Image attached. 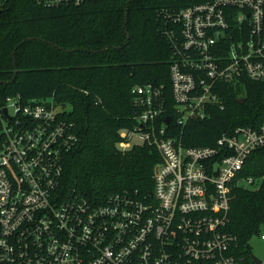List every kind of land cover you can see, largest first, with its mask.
I'll list each match as a JSON object with an SVG mask.
<instances>
[{
	"label": "built area",
	"instance_id": "obj_1",
	"mask_svg": "<svg viewBox=\"0 0 264 264\" xmlns=\"http://www.w3.org/2000/svg\"><path fill=\"white\" fill-rule=\"evenodd\" d=\"M174 22L173 108L162 87L136 86L142 111L134 128L120 133L122 150L147 144L159 152L148 198L117 193L98 203L65 192L63 157L78 138L59 117L64 107L7 99L5 119L0 114V264H258L254 255L240 260L227 228L233 187L254 186L251 178L236 180L264 147V124L194 147L167 128L223 109L226 85L264 82V0H207L183 8ZM258 235L264 240L262 230Z\"/></svg>",
	"mask_w": 264,
	"mask_h": 264
},
{
	"label": "trees",
	"instance_id": "obj_2",
	"mask_svg": "<svg viewBox=\"0 0 264 264\" xmlns=\"http://www.w3.org/2000/svg\"><path fill=\"white\" fill-rule=\"evenodd\" d=\"M205 1H1V117L7 99L18 96L26 104L52 99L64 107L59 117L78 138L63 157L65 192L98 203L117 193H152L159 152L147 144L122 150L120 133L132 130L142 111L136 86L162 87L173 108L169 33L180 31L174 18L183 8ZM222 99L223 109L185 127L171 124L170 135H180L186 146H213L223 133L264 124V82L226 85ZM248 178L257 187H233L227 228L245 263L264 226V147L250 155L236 183Z\"/></svg>",
	"mask_w": 264,
	"mask_h": 264
},
{
	"label": "rangeland",
	"instance_id": "obj_3",
	"mask_svg": "<svg viewBox=\"0 0 264 264\" xmlns=\"http://www.w3.org/2000/svg\"><path fill=\"white\" fill-rule=\"evenodd\" d=\"M133 142H140V139L138 137H135L133 139ZM119 147V145H118ZM120 148V147H119ZM239 185L243 187H249L245 181H241ZM257 186H252L249 188H256ZM262 232H264V226L262 227ZM251 247H252V253L254 256H256L258 259H260L262 262H264V240L261 239L259 235H256L252 240H251Z\"/></svg>",
	"mask_w": 264,
	"mask_h": 264
},
{
	"label": "water",
	"instance_id": "obj_4",
	"mask_svg": "<svg viewBox=\"0 0 264 264\" xmlns=\"http://www.w3.org/2000/svg\"><path fill=\"white\" fill-rule=\"evenodd\" d=\"M242 102V101H241ZM4 113H5V115H7V110L5 109L4 110ZM167 121H169V119H167ZM253 260L255 261V262H257L258 264H261V260L260 259H258L256 256H253Z\"/></svg>",
	"mask_w": 264,
	"mask_h": 264
}]
</instances>
